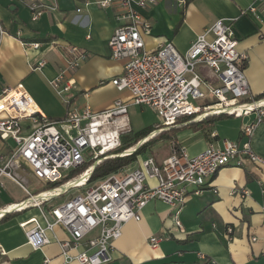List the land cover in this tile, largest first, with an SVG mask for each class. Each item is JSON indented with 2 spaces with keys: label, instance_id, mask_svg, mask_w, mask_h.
<instances>
[{
  "label": "built area",
  "instance_id": "built-area-1",
  "mask_svg": "<svg viewBox=\"0 0 264 264\" xmlns=\"http://www.w3.org/2000/svg\"><path fill=\"white\" fill-rule=\"evenodd\" d=\"M29 1L33 21L57 9L38 0ZM158 1L99 0L96 3L101 8L115 5L120 10V25L109 40V49L112 59L124 61V72L111 84L120 92H129L132 104L153 109L158 114L161 123L152 137L189 117L196 121L215 115L240 118L254 114V121L242 128V136L250 138L256 126L264 121V97L256 99L251 93L246 75L249 54L240 49L234 21L215 22L196 38L187 54H181L171 42L150 50L144 34L151 25L139 10L154 6ZM256 3L264 9V0H256ZM258 9V5L253 4L243 13L259 18ZM7 34L0 25V37ZM39 45L30 44L35 49ZM65 52L67 64L52 82L70 106L65 118L50 120L41 114L22 83L0 94V138L16 143L11 153L0 156V197L5 178L28 195L19 204L1 209L0 220L11 213L38 208L41 220L35 217L20 224L26 229L28 243L34 249L49 244L47 231L61 226L70 236V241L61 245L66 263L109 264L114 243L123 235L124 226L130 221L139 222L150 202L158 200L169 205L175 211V225L181 229L182 207L191 196L201 195L209 187L208 181L222 168L245 167L247 162L264 168V158L253 151L249 141L240 145L224 140L222 145L210 144L196 156L179 146L162 163L150 156L140 160L139 167L132 171L122 169L91 185L89 180L95 166L104 160L101 157L111 153L110 158L133 155L151 136L114 154L122 147L121 136L131 131L129 104L118 99L111 108L100 112L89 105L83 109L73 107L69 96L78 90L73 74L88 54L71 45L65 46ZM45 66L42 60L32 66V70L41 71ZM25 120L28 126L24 125ZM86 156L94 165L77 177L56 188H46L36 194L30 192L27 174H33L49 187L87 164ZM81 178L83 184L75 183ZM259 184L264 187L263 182ZM69 188L84 191L62 203H52ZM232 232L229 229V240ZM93 233L95 236L89 237ZM168 239L169 236L164 235L151 236L149 243L157 248ZM84 242L86 249L72 255L71 251Z\"/></svg>",
  "mask_w": 264,
  "mask_h": 264
},
{
  "label": "crops",
  "instance_id": "crops-1",
  "mask_svg": "<svg viewBox=\"0 0 264 264\" xmlns=\"http://www.w3.org/2000/svg\"><path fill=\"white\" fill-rule=\"evenodd\" d=\"M38 1L57 9L33 21L29 0H0V25L8 33L0 37V94L22 83L41 114L50 120L65 118L70 106L52 82L67 64L65 46H76L88 57L73 74L78 90L69 96L71 105L79 109L89 105L100 112L122 99L129 104L131 131L148 128L136 131L131 117L132 109L147 107L132 104L129 92H120L111 84L124 72V61L112 59L109 49V40L120 25L119 8H101L96 4L99 0ZM253 4L259 7V18L243 13ZM139 11L151 25L144 34L147 49L171 42L181 54H187L196 38L218 20L234 21L240 49L249 54L246 75L251 93L256 99L264 97V9L256 0H159ZM32 43H39V48L31 47ZM42 60L46 62L44 69L33 71L32 66ZM254 119V114L240 118L226 115L213 123L183 122V128L168 132L169 138L151 142L145 153L138 156L133 169L139 167L140 160L150 157L147 152L155 142L166 143L160 154H155L157 157L152 156L159 163L179 146L196 156L210 144L222 145L224 140L240 145L249 141L253 151L264 158V121L250 138L242 136L243 126ZM24 125H29L27 120ZM15 147L12 139L0 138V156L8 155ZM122 171L129 172L126 167ZM29 176L40 186L35 192L30 189ZM27 179L32 194L47 188L33 174H27ZM3 181L0 210L26 199L28 195L19 185L8 178ZM259 181L264 184V168L251 162L245 167L222 168L208 181L209 187L201 195L191 196L182 207L181 229L176 227L175 211L169 205L158 200L150 202L139 222L130 221L124 226L123 235L114 243L109 264H264V187ZM35 217L41 220L39 209L33 207L0 220V250L5 253L0 251V264H44L46 260L48 264H79L66 263L62 256L61 245L70 241V236L61 226L47 231L50 242L46 246L34 249L28 243L26 229L20 224ZM229 229L233 230L230 240ZM162 235L169 239L152 248L150 237ZM93 236L95 233L89 237ZM85 249L84 242L71 254Z\"/></svg>",
  "mask_w": 264,
  "mask_h": 264
},
{
  "label": "trees",
  "instance_id": "trees-1",
  "mask_svg": "<svg viewBox=\"0 0 264 264\" xmlns=\"http://www.w3.org/2000/svg\"><path fill=\"white\" fill-rule=\"evenodd\" d=\"M222 116H226V115L208 116V117L204 118L203 120H201V122L213 123L217 119H220ZM192 121H193V117L185 118V120L180 121L178 125L172 126L170 129L162 131L160 134L156 135L154 138H152L151 140L146 142L144 145H142L137 150V152L133 155L124 156V157L108 158V159L106 158L99 165L95 166L94 172H93V174L89 180L90 183L91 184L95 183L98 180L103 179L107 175L114 173V172H118V171L124 169L125 167L131 165L132 163L136 162L138 156L145 153L147 147L150 145L151 142H153L159 138H161V139L169 138V137H167L169 131L171 133V132H175V131L180 130L181 128H183V125H182L183 122H187V124L188 123H195ZM154 131H155L154 128L148 127V128H145L139 132L130 131L126 134H123L121 136L122 147L117 151L118 152L117 154H119L122 151L134 146L135 144H137L141 140L147 138ZM92 165H94V162H90V163L85 164L82 168L72 171L69 178H67L61 182H55L47 188L59 187L60 185L67 182L68 180H70V179L78 176L79 174L83 173L85 170H87Z\"/></svg>",
  "mask_w": 264,
  "mask_h": 264
},
{
  "label": "rangeland",
  "instance_id": "rangeland-1",
  "mask_svg": "<svg viewBox=\"0 0 264 264\" xmlns=\"http://www.w3.org/2000/svg\"><path fill=\"white\" fill-rule=\"evenodd\" d=\"M131 117H132L133 125H134V128L136 131L141 130L145 127H151L153 125H155L154 128H157L156 126H160V123H161V119L158 116V114L153 109H150V108H143L142 109L140 107L139 108L136 107V108L131 110ZM193 126H196V125H193ZM165 144L166 143H164V142H159V143L155 142L153 145L151 144L152 145L151 150H149L147 153L150 156H155V154L158 156L160 154L161 149L165 148ZM115 153H118V152H114V154ZM111 154L103 156V157H101V159L105 160V158H107V157L110 158ZM157 156H155V157H157ZM86 161H87V163L91 162V159L89 156H86ZM136 163L137 162H134L131 165L127 166L126 171H130L131 169L136 167ZM121 173H123V172H121ZM29 180L31 181L30 189L32 192H35L40 186L38 185L37 181L34 180L33 177L29 176ZM91 185H93V183ZM81 191L83 192L84 189L79 190V189L69 188L68 190H66L65 195H63L61 198L55 199L52 203L59 204L63 200H67L68 198L72 197L73 195L81 193Z\"/></svg>",
  "mask_w": 264,
  "mask_h": 264
},
{
  "label": "bare ground",
  "instance_id": "bare-ground-1",
  "mask_svg": "<svg viewBox=\"0 0 264 264\" xmlns=\"http://www.w3.org/2000/svg\"><path fill=\"white\" fill-rule=\"evenodd\" d=\"M83 181H84V179L81 178V179L76 180L75 183L83 184ZM46 196H47V195H46Z\"/></svg>",
  "mask_w": 264,
  "mask_h": 264
}]
</instances>
